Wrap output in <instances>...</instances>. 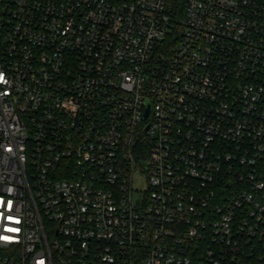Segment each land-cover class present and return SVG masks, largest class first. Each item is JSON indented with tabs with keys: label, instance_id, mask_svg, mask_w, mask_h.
Listing matches in <instances>:
<instances>
[{
	"label": "built area",
	"instance_id": "built-area-1",
	"mask_svg": "<svg viewBox=\"0 0 264 264\" xmlns=\"http://www.w3.org/2000/svg\"><path fill=\"white\" fill-rule=\"evenodd\" d=\"M182 4L0 0V264H264V0Z\"/></svg>",
	"mask_w": 264,
	"mask_h": 264
},
{
	"label": "rangeland",
	"instance_id": "rangeland-1",
	"mask_svg": "<svg viewBox=\"0 0 264 264\" xmlns=\"http://www.w3.org/2000/svg\"><path fill=\"white\" fill-rule=\"evenodd\" d=\"M133 196H142L147 190L146 176L144 174H135L133 177Z\"/></svg>",
	"mask_w": 264,
	"mask_h": 264
},
{
	"label": "trees",
	"instance_id": "trees-1",
	"mask_svg": "<svg viewBox=\"0 0 264 264\" xmlns=\"http://www.w3.org/2000/svg\"><path fill=\"white\" fill-rule=\"evenodd\" d=\"M169 6L171 13L177 12V16L180 18L183 8L182 0H169Z\"/></svg>",
	"mask_w": 264,
	"mask_h": 264
},
{
	"label": "water",
	"instance_id": "water-1",
	"mask_svg": "<svg viewBox=\"0 0 264 264\" xmlns=\"http://www.w3.org/2000/svg\"><path fill=\"white\" fill-rule=\"evenodd\" d=\"M148 110H149V104L147 105V109H146V111H145V116L147 115Z\"/></svg>",
	"mask_w": 264,
	"mask_h": 264
}]
</instances>
